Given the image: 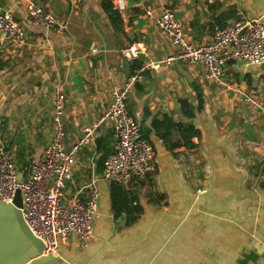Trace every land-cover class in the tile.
Returning a JSON list of instances; mask_svg holds the SVG:
<instances>
[{
    "label": "crops",
    "instance_id": "1",
    "mask_svg": "<svg viewBox=\"0 0 264 264\" xmlns=\"http://www.w3.org/2000/svg\"><path fill=\"white\" fill-rule=\"evenodd\" d=\"M103 1L0 0V11L9 10L26 34L17 49L0 37V144L12 154L20 181L27 180L50 138L55 87L64 95L68 148L82 127L99 123L93 140L79 150L67 184L69 192H84L93 183L101 193L94 239L71 237L54 256L58 261L46 264H264V111L244 100L255 97L264 108V70L230 61L219 85L201 66L165 63L178 49L145 15L170 7L190 40L205 44L215 27L264 20V0H107L119 14L116 23ZM33 2L60 25L36 24L28 14ZM129 46L137 49L135 58L123 55ZM135 63L141 68L135 70ZM136 72L127 110L152 144L155 166L145 180L122 185L141 211L127 222L111 211L103 171L114 134L100 120L111 85L122 86ZM180 101L190 105V117ZM177 125H191L199 136L189 138ZM187 141L195 147L187 148Z\"/></svg>",
    "mask_w": 264,
    "mask_h": 264
},
{
    "label": "built area",
    "instance_id": "2",
    "mask_svg": "<svg viewBox=\"0 0 264 264\" xmlns=\"http://www.w3.org/2000/svg\"><path fill=\"white\" fill-rule=\"evenodd\" d=\"M156 10L147 9V19L152 20L171 45L178 49L175 57H168L163 61L165 63L175 59L191 66H201L206 76L220 85L224 84L225 67L230 61L245 64L264 62V25L259 19L237 20L215 27L209 42L194 44L170 7L162 6ZM28 14L36 24L47 29L57 28L61 23L56 15L34 2L28 7ZM0 37L15 49L26 43L25 29L9 10L0 11ZM122 53L127 59H132L136 57L137 49L129 46ZM147 66H152V63L148 61ZM138 78L136 72L128 76L122 86L111 85L110 102L100 120V123H110L114 134L113 151L107 156L103 171V179L108 183L129 185L133 181H143L155 166L154 148L144 137L140 123L127 110L128 92ZM244 100L264 111L257 98L247 95ZM50 103L51 135L42 157L31 165L26 181L16 180L14 158L5 145L0 144V200L11 202L15 191L21 190L22 218L29 230L43 241V255L55 254L59 242H66L71 237L81 243L90 238L98 199L93 183H89L84 192H69L67 184L79 150L93 140L99 123L82 127L80 137L68 148L64 95L60 87L54 88ZM260 182L264 189V158Z\"/></svg>",
    "mask_w": 264,
    "mask_h": 264
},
{
    "label": "water",
    "instance_id": "3",
    "mask_svg": "<svg viewBox=\"0 0 264 264\" xmlns=\"http://www.w3.org/2000/svg\"><path fill=\"white\" fill-rule=\"evenodd\" d=\"M254 19H259L264 25L262 17H256ZM246 65L259 66L261 70H264V62ZM16 180L22 182L17 177V173ZM95 187L98 191V199L92 218L91 235L83 243H88L94 239L93 225L99 214L101 200V193L96 184ZM22 204L23 197L20 189L15 191L11 202L0 200V264H46L50 261H58L54 259V256L58 255L61 245L65 242H59L55 254L43 255L45 245L41 239L29 230L24 222L21 214Z\"/></svg>",
    "mask_w": 264,
    "mask_h": 264
},
{
    "label": "trees",
    "instance_id": "4",
    "mask_svg": "<svg viewBox=\"0 0 264 264\" xmlns=\"http://www.w3.org/2000/svg\"><path fill=\"white\" fill-rule=\"evenodd\" d=\"M102 8L103 10L109 15L110 22L116 23L119 22V14L117 11L112 9V4L104 0L102 2ZM135 70L138 68H141V64H133ZM180 107L182 112L188 117L192 115V111L190 109V105L186 101H180ZM164 122V121H162ZM167 125L170 127L172 125L175 126L170 120H165ZM162 123H160V126ZM178 127H183L185 131L188 133V137L191 136H199L198 130L195 128L189 126H181L177 125ZM183 130V132H184ZM165 139V137L163 136ZM185 146L187 148H193L195 147V144L191 141H187L185 143ZM110 201H111V209L114 213L115 217L120 216L121 214H124L126 217L127 222H133L136 218V216L141 212L140 206L137 204V197L134 195V193L127 191L122 185L116 184V183H110Z\"/></svg>",
    "mask_w": 264,
    "mask_h": 264
},
{
    "label": "rangeland",
    "instance_id": "5",
    "mask_svg": "<svg viewBox=\"0 0 264 264\" xmlns=\"http://www.w3.org/2000/svg\"><path fill=\"white\" fill-rule=\"evenodd\" d=\"M198 160H200V159H198Z\"/></svg>",
    "mask_w": 264,
    "mask_h": 264
}]
</instances>
